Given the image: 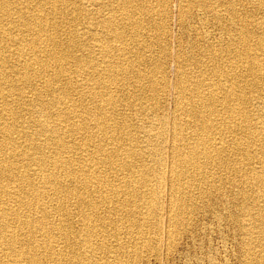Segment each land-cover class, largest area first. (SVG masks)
Masks as SVG:
<instances>
[{"label":"bare ground","instance_id":"obj_1","mask_svg":"<svg viewBox=\"0 0 264 264\" xmlns=\"http://www.w3.org/2000/svg\"><path fill=\"white\" fill-rule=\"evenodd\" d=\"M170 1L0 0V264H128L156 251L165 195L171 238L232 195L264 264V0H180L181 24L228 33L179 48L171 120Z\"/></svg>","mask_w":264,"mask_h":264},{"label":"rangeland","instance_id":"obj_2","mask_svg":"<svg viewBox=\"0 0 264 264\" xmlns=\"http://www.w3.org/2000/svg\"><path fill=\"white\" fill-rule=\"evenodd\" d=\"M170 2L172 4L170 3V8H171L170 10L171 11L169 10V13H168V20H167V25H166V32L167 33L166 34H167V37H169V38H167L168 42H169L168 44H169V46L170 45L171 46L170 47L168 46V52L170 54V57H169V62H168L167 69L165 72V74L167 73V75H165V77H164L166 80L168 88L166 89V94H164V96L160 97V98H161V100H163V104H162L163 106H162L161 110L171 120L172 116L176 113L177 108H178V102L176 100V97H177L176 91L178 88L177 87V80L179 79V75H177V74H179V68L177 67L178 61L176 58L177 53L179 52L178 50L185 48V50L187 51L188 50L187 45H190L193 43H195L196 45L197 44L201 45L200 44L201 40H199V39L201 38L200 36H202L201 34H203L204 32L205 33L203 35L210 38L208 40V41H210V43H213V42L216 43L217 41L222 40V38L225 39L227 36L224 32H226V33H228V32L223 29L222 25L217 26L216 24L211 23V21L208 22L209 20H205L204 22L202 21L204 23L203 24L202 22H200L198 20V18H194V15L197 14V12L193 13L194 15L188 17V18H191V20L194 19L193 23L191 22L190 19H187L189 21L185 24L186 26L181 24V22H180V15H181V13H180L181 12L180 11L181 10L180 0H171ZM176 3H178V4H176ZM179 5H180V7H178ZM251 14H254L255 18H260L261 16H263L262 12L258 9L252 10ZM169 16H171V17H169ZM198 17H199V19L201 18L200 16H198ZM178 18H179V20H178ZM194 21L196 23H194ZM197 21H199V22H197ZM199 23L201 24V26H199ZM170 24H172V25H170ZM196 24H198V25H196ZM192 25H194V27H192ZM198 26L201 29V31L199 28H197V30L195 29ZM182 27H183V30H182ZM185 27H186V29H185ZM188 27H189V31H188ZM193 28H194V32H193ZM169 29H171V30H169ZM221 29H223L224 32ZM186 30H187V32H186ZM190 30H191V32H190ZM197 31H198V33H197ZM199 31L201 33H199ZM184 32H185V34H183ZM218 32H219V34H218ZM180 33L183 35L181 36ZM194 34L197 36H194ZM188 36H190V37H188ZM191 36H193V37H191ZM178 37H180V38L184 37L185 39L182 38V40H180V38H178ZM186 38H189V39H187V41H185ZM188 40L191 42H189ZM177 42H178V44H177ZM175 44H176V46H175ZM182 45H183V47H182ZM186 51L184 52L185 58L186 57L188 58L189 55H191L192 53H188L189 50L187 52ZM187 54H188V56H187ZM159 57H161V55ZM193 66L195 67V69ZM193 66H191V65L189 67L185 66V69L188 68V71L195 72V70L197 68L195 65H193ZM177 68H178V70H177ZM175 70H177V71H175ZM161 76H162V74L156 75V77H159V78ZM176 78H177V80H176ZM165 106H167V108ZM170 138L171 137L169 134L167 137V141H168V139L170 140ZM165 147L166 148L164 150H165V153H166V156L168 159V157L170 155V153H169L170 152V146H169V144H167ZM234 192H236V188H234L232 190V193H234ZM231 198H232V195H229L228 197L226 196V198L225 197L217 198V197L212 195L208 199L198 201L197 204H195L196 210L191 212L192 214L186 216V219L189 221L188 222L186 220L188 227H186L187 225L184 226L183 228H185V230H181L179 233H177V235H175L176 237L171 238L169 233H170V230L172 229V227H171V224L169 223L170 214H169V211L167 208L169 205L168 204L169 203V196L165 195L162 199V207L163 208L161 210V214H160V218H159L160 219V225L158 227V229H159L158 230V232H159L158 239L155 243L149 242L153 246L156 245V251L155 252L151 251V254H150V251H148L149 249H147L146 247H144L145 250L143 248H140L138 251L140 256L139 255L136 256L137 257L136 259H135V256H130L132 258L127 259L128 262L130 259V263H128V264H244L245 255H244V250L242 247L244 237H243V235H241L237 225L235 223H233L234 225L232 224V222H234V221L231 218L234 217L238 212H237L236 208H230L231 206H229V205H231L233 202V201H231L232 200ZM216 202H217V204H216ZM209 209H210V211H209ZM229 215L231 218L229 217ZM123 235H125V236L123 237ZM128 236L129 235L126 233L119 235L120 239H127V238H129ZM174 239H176V240H174ZM136 245L137 244H135L134 242L129 243V246H131V247L136 246ZM140 245L143 246L142 244H140ZM145 251L149 252V253L147 254ZM144 252L146 255L144 254ZM167 253H168V255H167ZM149 254H150V256H149ZM132 259H133V261H132Z\"/></svg>","mask_w":264,"mask_h":264}]
</instances>
